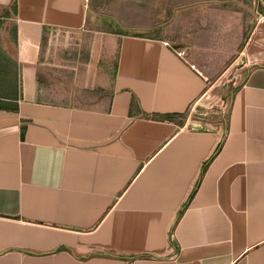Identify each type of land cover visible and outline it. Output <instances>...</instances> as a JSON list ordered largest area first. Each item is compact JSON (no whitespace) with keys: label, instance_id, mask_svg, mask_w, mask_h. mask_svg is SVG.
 <instances>
[{"label":"crops","instance_id":"crops-1","mask_svg":"<svg viewBox=\"0 0 264 264\" xmlns=\"http://www.w3.org/2000/svg\"><path fill=\"white\" fill-rule=\"evenodd\" d=\"M13 1L0 0V264H264L261 50L211 125L189 116L207 78L170 39L97 29L110 20L92 0ZM90 29L80 89L48 78L45 32Z\"/></svg>","mask_w":264,"mask_h":264},{"label":"rangeland","instance_id":"rangeland-1","mask_svg":"<svg viewBox=\"0 0 264 264\" xmlns=\"http://www.w3.org/2000/svg\"><path fill=\"white\" fill-rule=\"evenodd\" d=\"M99 2L110 21L96 24L97 29L170 39L174 49L206 76L208 87L189 111L193 120L206 117L211 125L221 123L232 94L251 68L249 55L257 49L264 54V0H92L91 7ZM150 19L159 23V29L139 30ZM92 31L45 32L48 78L67 75L70 81L74 76L72 82L80 89ZM113 67L114 62L110 69L102 66V74L110 76Z\"/></svg>","mask_w":264,"mask_h":264},{"label":"trees","instance_id":"trees-1","mask_svg":"<svg viewBox=\"0 0 264 264\" xmlns=\"http://www.w3.org/2000/svg\"><path fill=\"white\" fill-rule=\"evenodd\" d=\"M17 4H16V1L14 0L13 1V4H12V9H13V12H16L17 11ZM237 91V90H236ZM235 96V92H234V94L232 95V97H234ZM231 97V98H232ZM135 103V100L133 101V103L132 104H134ZM227 113L224 115V117H223V119L221 120V123H225V121H226V119H227ZM176 117H179V116H177V115H171V116H167V119H169V120H174Z\"/></svg>","mask_w":264,"mask_h":264},{"label":"built area","instance_id":"built-area-1","mask_svg":"<svg viewBox=\"0 0 264 264\" xmlns=\"http://www.w3.org/2000/svg\"><path fill=\"white\" fill-rule=\"evenodd\" d=\"M185 55V54H184ZM180 56H182L183 57V53L182 54H180Z\"/></svg>","mask_w":264,"mask_h":264}]
</instances>
